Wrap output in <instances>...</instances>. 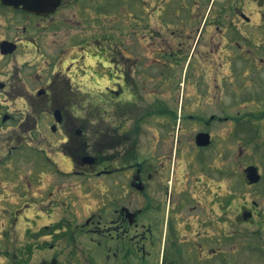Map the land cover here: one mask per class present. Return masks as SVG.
Returning a JSON list of instances; mask_svg holds the SVG:
<instances>
[{
    "label": "flooded vegetation",
    "instance_id": "flooded-vegetation-1",
    "mask_svg": "<svg viewBox=\"0 0 264 264\" xmlns=\"http://www.w3.org/2000/svg\"><path fill=\"white\" fill-rule=\"evenodd\" d=\"M20 1L0 0L12 23L0 32L7 61L43 58L42 39L57 34L61 13L93 28L63 50L57 70L45 79L36 72L34 91L27 81L17 85L36 95L39 118L1 119L0 264H235L228 245L237 222L251 225L255 213L244 207L236 215L234 193L221 194L225 170L211 157L216 126L238 116L202 109L213 91L264 77V0H29L36 11ZM17 82L0 80V91ZM89 90L101 93L89 102L102 109L98 132L92 118L76 119V105L85 104L74 95ZM56 135L58 151L43 147ZM49 172L53 186H44ZM32 179L38 193L28 202Z\"/></svg>",
    "mask_w": 264,
    "mask_h": 264
},
{
    "label": "rangeland",
    "instance_id": "rangeland-1",
    "mask_svg": "<svg viewBox=\"0 0 264 264\" xmlns=\"http://www.w3.org/2000/svg\"><path fill=\"white\" fill-rule=\"evenodd\" d=\"M207 2L209 0H205V3ZM252 10L253 8L250 11ZM67 14L71 15V13H61L59 15L60 22L58 23L59 26L56 29L57 34L55 36H53V32L44 35L42 40L45 43L44 49L47 54L43 58H39L38 60L31 59L34 56L32 54L30 56L20 55L7 61L0 57V80H16L17 82L19 79L18 74L22 71L18 80L19 82L16 83L13 90L9 87L5 92L0 91V123L5 114L17 119H28L30 122L39 118V114H37L39 108L35 107V109L32 107L36 95L24 92L21 94L20 90L16 88L27 81L30 90L34 91L35 87L32 84L36 82V72L44 75L43 79H45L54 70H57L52 66L57 62L58 57L64 56L67 49L71 52L77 43L84 40V37L90 34V30L93 28L92 24H86V29H84V24L77 26V21L80 20L78 18H73V24H70L64 20ZM5 16L7 15L0 13V32H4L7 29V25L11 23L10 20L8 21V17L6 18ZM106 24L108 34L115 31L117 22L114 14L111 15ZM80 39L81 41H79ZM55 40L58 42L56 43ZM63 50H65V53H63ZM188 77V82L184 77L183 83L189 84L194 75L189 73ZM252 79L256 82L255 76ZM79 80H82V77L78 78L77 82ZM13 83L15 84V82ZM87 94L84 96L74 95L76 101L82 102L83 100L85 104V107L76 105V119L80 124H83V120L92 118L95 124L92 127L98 132L102 109L99 104L91 106L89 102L93 101L96 104L101 93L99 90H89ZM21 95L24 98H21ZM207 100H209V105L207 108L202 109L203 113H217L219 111L218 114L222 117L238 116L236 124L232 120L225 123L221 122L214 130L218 137L215 148L212 150L211 159H213V164L224 168V177H228V179L226 178L223 181L221 175L218 178L219 183L223 185L221 194L224 192L234 193L236 215L239 214L240 208L244 207L253 209L255 213L254 221L251 225L245 223L239 224L237 222L234 243H230L228 249L232 250L235 244V264H264V77H259L258 84L253 87L244 84V82L238 83V81L233 85H227L226 89L220 88L218 95H215L213 91L212 98ZM25 101L30 102V104H26ZM15 124H17V121L9 120L6 126H15ZM31 127L34 126L31 125ZM4 135V131L1 130L0 140L3 139ZM32 135L34 136V134ZM42 136L44 137V135ZM91 137L93 140L99 141V137H95V134H92ZM38 138L42 137L39 136ZM51 139L54 141L52 145H49L44 140L43 147L49 151L56 152L58 151L57 146L60 135L53 136ZM28 141L33 145H40L42 143L41 139H28ZM249 165L257 166L262 175L261 181L257 184L250 185L247 182L244 169ZM35 174L33 173V177ZM27 175L30 176L29 163ZM52 175V172L45 173L42 185L51 184ZM0 179L5 183L3 176L0 175ZM32 182L34 188L27 191L28 202L31 201L30 198L32 197L30 193H33L35 196V193H38L34 179H32ZM72 182H76V180L73 179ZM69 184L71 185V183ZM3 207L4 204L0 202V246L2 247L7 245V235L4 231L1 232L6 226L3 224V214L5 212ZM21 232L24 235V232ZM53 233L54 231L51 228L44 231V234L47 235H52ZM0 261H6V258L0 257Z\"/></svg>",
    "mask_w": 264,
    "mask_h": 264
},
{
    "label": "water",
    "instance_id": "water-1",
    "mask_svg": "<svg viewBox=\"0 0 264 264\" xmlns=\"http://www.w3.org/2000/svg\"><path fill=\"white\" fill-rule=\"evenodd\" d=\"M24 1L25 0H21L19 3H22ZM35 1L37 2V0H34V2ZM24 3H27V4H25V8L27 10H29V11H36V9L31 4H28L29 3V0H26ZM34 5H36V4L34 3ZM246 173H247V178H248V180H249L250 183H257L261 179V176H260V174L258 172V168L255 167V166H249L246 169Z\"/></svg>",
    "mask_w": 264,
    "mask_h": 264
}]
</instances>
